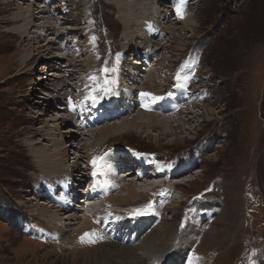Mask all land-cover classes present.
<instances>
[{"label": "rangeland", "instance_id": "1", "mask_svg": "<svg viewBox=\"0 0 264 264\" xmlns=\"http://www.w3.org/2000/svg\"><path fill=\"white\" fill-rule=\"evenodd\" d=\"M97 1L0 0V264H86L85 255L90 254L94 257L97 251L95 249L99 248L96 242V244L80 242L81 237L78 234H70V237L62 236V238L67 243H73L72 245L79 243L80 251H69L68 247H60L58 243L60 238L56 233H50L52 230L46 217L32 214L31 204L38 201L35 198L40 199V204L47 202L43 198L45 194L38 195L32 191L34 190L31 186L33 157L25 144L32 131L51 130L57 117L70 116L69 111H63L67 107L65 102H68V99H62L65 102L61 100L63 93H71L70 98L73 103L78 102L73 100V94L78 98L83 94L88 95L92 81L81 77L88 67L90 76L102 75L101 68L115 69L118 60H121L120 50L123 46L126 48L124 36L130 33V23L120 16L117 5L111 2H115L114 0H102V3L101 0ZM134 1L138 0H132ZM142 1L143 5L147 2L153 3V0ZM186 1L191 11L188 13V18L185 17L188 26L184 23L182 26L180 18L172 10L169 12L171 16L169 21L153 24L154 30L160 31V28L166 27L169 33L163 41H159L161 44L158 45L159 51L153 58L150 57L149 61L160 62L158 65L160 67L169 64L173 66L168 80L161 79L163 81L158 87L162 91L168 88L169 91L166 93H175L177 90L181 92L182 89L175 86L176 73L180 71L181 76L191 78L194 74L189 70L200 63L198 67L203 74L198 75V78L193 76L188 90L193 92L195 88L197 89L194 92L196 95L191 99L192 113H186L174 123H165L164 127H159L160 132H153L147 129L152 126L148 124L149 122H144L142 125L141 119H147L142 114H137L140 119L135 125H129L128 120L133 117L129 118V115L126 117L125 114L123 117L126 118H121L119 110H123L122 106L106 105L114 95L105 97L95 105L80 98L82 102H78V105L89 106L84 112L88 117L91 115L92 119L96 115L101 119L118 115L120 121H112L108 124L119 122L122 127L127 125L122 130L114 132L119 133L115 135L117 137L125 135L121 140H116L114 143L112 138L115 136L107 137L108 142L104 148L108 146L110 140L113 143L101 157L117 150L131 155L139 152L145 156L138 158L149 161L154 156L162 165H169L177 164L179 159H183L180 162L184 163V159L191 158L192 155L193 160L196 161L201 144H210L209 149L201 157L202 162L193 163V169L184 173L183 178H175L177 175L169 182L170 190L176 192L181 199L179 207L174 203L168 205L167 199L164 200L161 195L156 196V193L141 199L142 201L138 199V209H143L149 202L152 203V209L146 214L155 220L152 225H149L150 222L147 223L144 237L139 236L140 239L131 245L137 246L153 230V226L161 222L156 215H163V220L167 221L166 226L180 230L179 226L186 221L188 224L186 230L191 227L199 233H196L197 238H191L192 240L188 232L183 235L184 239L175 237L174 240H170V246L164 252L169 253L165 260L172 258L177 260L178 264H189L190 259L199 257L195 264H249L251 260H255L256 264H264V0ZM74 2L77 9L80 5L84 7L85 12L82 16L85 24L69 22L71 14L69 9ZM176 3L177 0H156L154 5L157 8L152 10L148 21H152L155 15L159 18L163 17L162 10L171 9V5L176 6ZM16 4L35 10L36 17L28 18L30 23L33 22L29 34L34 39L37 36L39 38V43H34V47L24 43L23 35L9 32L11 28H20L21 25L4 23L6 18L16 12L14 11V8H17ZM42 8H47L49 11L38 13ZM52 14L56 15L54 20L57 18L60 20L59 25L58 28L47 32L49 25L47 21H51ZM39 16L46 18L42 19ZM176 19L179 21L177 22ZM168 22L173 24L169 26ZM51 38L56 40V44ZM150 38L155 41L159 37L156 38L150 33ZM167 39H170V42H167ZM47 43L49 45H46ZM37 44L43 48L35 49L38 47ZM162 44H166L168 49H161ZM127 46L129 51L132 49L134 52L137 49L140 52L139 56L132 53L128 65H137V62L132 63L134 57L137 61L146 58V54L142 56L144 46L136 47L133 40L127 43ZM47 48L49 50H46ZM28 52L30 57L27 58L32 56L29 60L25 56ZM25 59L28 62L23 65ZM147 64L145 61L139 63L136 67L127 70V74L131 76L133 70L140 66L142 69L137 72L142 76H138L137 79L140 77L144 82L143 76L149 69ZM121 65L126 67V62ZM122 67L117 71L118 73L123 74ZM184 70L188 72L182 75ZM115 75L116 71L111 72L108 78L116 81ZM84 82H88V88ZM62 85L66 86L64 90L59 89ZM137 85L141 88L143 84ZM111 87L115 92L114 86ZM57 93L60 96L54 99ZM117 99L128 101L121 94H118ZM173 100H177V97ZM79 111L76 110V113L79 114ZM88 117L86 116V121ZM122 119L126 123H123ZM60 129L54 131L62 141L59 149L61 153L67 152L71 163L76 158L78 149L83 144L91 143L95 138V136L86 138L79 134L80 128L75 124L62 123ZM65 130L68 132H63ZM217 132L220 134L219 139L212 141ZM158 139H161L160 142ZM95 140H99V144H102L100 139ZM168 141L169 144H166ZM73 142L77 143L78 147L75 148ZM48 143L46 141L45 145L49 146ZM65 143H68L66 147ZM80 164L84 167L87 165V160L85 158L80 160ZM128 169H131L130 165L121 169V173L117 174L118 178L126 176L123 172ZM133 179L137 177L134 176ZM173 179L179 185L176 188H172ZM89 180L90 178L87 177L83 183L78 184L77 180L74 182L73 187L77 188L76 194L78 192L77 199L74 198L76 206L74 209L62 211L60 216L67 215L69 211H79L78 215H84L85 211L79 205L86 207L89 204L82 193L89 189L91 183ZM58 192H60L59 187L53 191L54 195L46 193L50 195L51 202H55ZM122 194L126 195L127 191H122ZM71 195L74 197L73 194ZM81 199H83L81 202H77ZM50 205L45 207L48 206L49 209ZM129 207L122 206L121 210L126 209L122 211L129 212ZM121 210L116 214L120 215ZM175 212L178 216L177 220L174 218ZM94 217V225L97 228L92 232L97 235L92 239L96 241L98 237H102L98 230H103L104 227L102 223H96L95 219L97 220L98 216ZM52 220L58 224L60 222L58 219ZM141 223L142 221L138 222V227ZM124 224L129 225L127 220ZM70 225L69 229L72 228V231L77 228L74 222ZM123 228L120 232L126 230ZM185 232L182 228L181 233ZM122 235L123 243H127L130 237H137L133 232L132 235L130 232L127 236ZM178 251L179 254L176 253ZM74 252L82 255H73ZM161 260L164 261V257Z\"/></svg>", "mask_w": 264, "mask_h": 264}, {"label": "bare ground", "instance_id": "2", "mask_svg": "<svg viewBox=\"0 0 264 264\" xmlns=\"http://www.w3.org/2000/svg\"><path fill=\"white\" fill-rule=\"evenodd\" d=\"M14 1H17V0H14ZM114 1L115 2L111 1L112 4H114L115 6L117 5L116 7L120 12V16L130 23V26L129 25L128 26L130 27L131 30H130V33L128 36H124V38H125L124 44H126V48L123 46L122 49L120 50L121 54L119 57H122V58H121V60H118L116 66H115V69H116V75L115 76H117V77H116V81L113 84V86L115 88L116 94L114 95V98L110 99L106 105H112L113 106L115 104H118L119 106H122L123 110H119V112H120L119 115L121 116V118L123 116H125V114H126V117H127V115H129V118L133 117L132 119L128 120L129 125H135L137 123V121L140 119V118H138L137 114H142L143 116H145L147 118L146 120L141 119L142 125L144 122H149L148 124H150L152 126H149L147 129H149L153 132L154 131L160 132L161 130H159V127H161V128L164 127L166 125L165 123H167V122L174 123V122L180 120V118L183 117L186 113H192L193 112L192 108H191V106L193 105L192 104L193 102L191 99H192V97H194V95H196V94H194V92L197 91V89L195 88L193 90V92L188 91V90L190 89L191 79H193V76L198 78L197 77L198 75L203 74V72H201L199 70V67H198L200 65V63H199V65L195 66V68L192 67L191 70H189V71H193L194 75H192L191 78L189 76H187L188 77L187 86L185 89H182L181 92L177 90L175 93H171V95H168L169 92L166 93L167 91H169V90H167L168 88L165 89V91H162L160 88H158L160 82L163 81L161 79L166 78L168 80V78H169L168 75H170V73L173 69V66L171 64H169L168 66L162 65L160 67V66H158L160 64V62L153 63V61H149V59H150V57L153 58L155 53L157 51H159L158 45H161L159 41H161V40L163 41V39L166 38L165 36L167 33H169V29L165 27L162 29L160 28L159 29L160 31H156L153 29V24L155 22L156 23L159 22V24H160L163 21H169L170 17H171L169 12L171 10L173 12H175L178 15V17L180 18L179 14L177 13L176 6L173 4V5H171V9L168 8V9L162 10L164 12L163 17L159 18L158 16L155 15V17L152 18V21L149 22L148 16L152 15V10L154 11V8H155L154 4H156V0H153V3L147 2L146 5L142 4L143 3L142 0H140V3H138L139 0L137 2L136 1L132 2V0H114ZM82 2H84V0H82ZM101 3H102V0H101ZM20 4L19 5L16 4L17 8H14V11H16V12H13L10 17L6 18L4 20V23L6 22V23H10V24L12 23L14 25H17V24L21 25L20 28H16V27L11 28L9 30V32L10 31L14 32V34L17 32V33L23 35V40L25 41L24 43L29 44V45H33V47H34L36 42L39 43V41H38L39 38L37 36L36 39H34L33 36L29 34V30L31 29L33 22L30 23V20H28V18L30 19V17L34 16L35 10L32 8L26 9L24 7H21ZM103 4H105V2ZM186 6H187V8H186ZM186 6L184 8V15H183L184 17L182 19L180 18V23H182V26L184 24H185V26L186 25L188 26V22H187L186 18H188V13L191 12L188 9V1H186ZM43 7H45V5ZM89 10H90V8H89ZM47 11H49L47 8H42V9H40V11L38 13H44ZM69 11H71L69 22H71V23L82 22L85 24L84 19H83V16H84L83 14L85 12V9L82 5H80V8L78 7V9H77L76 2H74L72 4V7L69 9ZM25 13H28V15H25ZM95 14H96V12H95ZM34 17H36V16H34ZM39 17L42 19L46 18L43 16H39ZM47 19H46V21H47ZM54 19H56V15L52 14V16L50 17L51 21L50 22L47 21V23L49 24L47 26L48 27L47 32H50L49 30L56 29V27L58 28L60 20H58V18H57V20H54ZM172 19H174V18L172 17ZM183 20H184V22H183ZM176 21H177V19H176ZM168 24H169V26H171V24H173V23L168 22ZM156 29H157V27H156ZM148 32H150L154 37L156 36V38L157 37H159V38H157V40H155V41H154V39L152 40L150 38V33L148 34ZM141 33L143 35H141ZM54 34H56V33H54ZM57 37H58V34H57ZM59 37H61V35ZM171 38L172 37H170V39ZM52 39L53 38H51V40ZM127 39H129L128 42H127ZM170 39H167V42H170L169 41ZM51 40H49V42H51ZM131 40H133V42L136 44V47L144 46V48H143L144 51L142 50L143 51L142 56H144V54H146V58L140 59L139 61L136 60L137 59L136 57H134V59H132V63L137 62L136 63L137 65L139 63L144 62V61L146 63H148L147 65L149 66V69L147 71V74L143 76L145 78L144 82L142 81V78H140V77L137 79L138 76H142V74L140 75V73L137 72V70L140 71V69H142L140 66H138L137 68H135V70H133V72H132L133 74L131 76L127 74V70H130L133 67L137 66V65H128V61L131 59L130 56L132 55V53H133V55L139 56V53H140L137 49L134 52L132 51V49H131L132 52L129 51L130 49H128L127 43H129ZM52 42H54L56 44V40L55 41L52 40ZM46 45H49V43H47ZM31 48H32V46H31ZM41 48H43V46L38 45V47L35 49L41 50ZM59 48H61V47H59ZM161 49L167 50L168 49L167 45L162 44ZM46 50H49V49L47 48ZM97 50H99V49H97ZM29 54H30L29 52L26 53V55H25L26 58L28 56L30 57ZM126 55L128 57H125ZM56 56L57 55H53V57H56ZM58 57L59 56H57L56 58H58ZM61 57L63 58L64 56H61ZM31 58H32V56H31ZM31 58H29V59H31ZM27 59L23 60L24 61V63H22L23 65H25L28 62ZM201 61L202 60H200V62ZM124 62H126V67L124 65L122 67V65H121ZM86 65H87V63H86ZM87 67H88V65H87ZM120 67L123 68L122 69L123 74L117 72L118 70H120ZM187 72L188 71L184 70L183 71L184 74H182V75H185ZM110 75H111V73H110ZM81 77L88 80V78L90 77L89 67L85 70V72L82 74ZM182 77H185V76H182ZM131 81H132V84H135L134 86H131L132 84L129 85V83ZM139 83H140V85L143 84L141 88L138 85L136 86V84H139ZM84 84L86 85V88H88V82H86V83L84 82ZM64 88H66V86L62 85V87L59 89L64 90ZM171 88L172 87L170 86V89ZM60 90H58V92H60ZM118 92H121V93H118ZM141 92H150L155 96L163 97V99L158 100L155 103H151V104H149L148 108H145L143 105L145 103H147V101L140 97L139 94ZM118 94H121L122 97H126L128 101H123V99L122 100L117 99ZM136 94H138L137 98H136ZM58 96H60L59 93H57L54 96V99H57ZM72 96H73L74 101L82 102V100L80 98H82L84 100V97L87 95L83 94V95H81L80 98H78V96L74 95V94ZM70 97H71V93L65 92L62 94V98H61V100L62 99H65V100L68 99V102H65L62 100L63 102H65V104H67V107H65L63 109V111L64 112L69 111L70 116H68V117H65V116L57 117L54 128L51 130L44 129L41 131H34V132L32 131V133L30 135H28V137H27L28 140L25 143L27 145V147H29L30 155H32V157H33V162L31 165V172H32L31 174L33 176L31 180H33V182L31 183V186H33L32 188L34 190H32V191H35V193H38V195L45 194L43 196V198H45L44 199L45 202H47L45 204L48 206H49V204H51L49 209H48V206L45 207L46 206L45 204H43V203L40 204V202H39L40 199L35 198V196H34V198L36 200H38L37 201L38 204H37V202L35 204L34 203L31 204V208H32L31 211H33L32 214L42 216L43 218L46 217V221L49 222V228H51V230H52L50 233H53V232L56 233L60 238V240L58 242V243H60V247H65V248L68 247L69 251H80L81 250L79 247L80 244L74 243L75 245H72L73 243L72 244L67 243L66 240H64L62 238V236L70 237V234H78L80 237H82L84 235V233L92 232V230L94 228H97V226L94 225V219L93 218H95L94 216H96V217L98 216L97 217L98 219L97 220L95 219V221H97L96 223H98V222L102 223L104 229L103 230L101 229L98 231L101 234V236L104 238H101V237L97 238L96 243L99 246V248L95 249L97 251H96V254L94 257H92L90 254L85 255V256H87L86 257L87 258L86 264H100V263H104V264H114V263L115 264H147L146 262H148V264H178L177 260L172 259V258L165 260L166 258H168L169 253L168 252L164 253V252L169 248L170 242L172 240H174L175 237L183 238V235H185L187 232H188V235L190 234V236H191L190 239L191 238L192 239L197 238L196 233L197 234H199V233L196 232V230L192 229L191 227L186 230V226H188V224H186V221H183V224H182L183 227L179 226L180 230H178V228L175 229L173 226H166L167 221L163 220V218H164L163 215L157 216L155 214L156 217L159 218L161 222L159 224H156L155 227L153 226V230L149 234H147L146 237L144 239H142L137 246L131 245V244H135L140 239L139 236L142 235L141 237H144L143 235H144V231L146 229L147 223L150 222L149 225H152L154 223V220H155L154 218H151L147 214L138 215V216L133 215V211L135 209L139 208L138 207L139 206L138 205V199L141 200L143 198H148L149 196L153 195L154 193H156V196H158V195L163 196L164 200L166 198L168 205L174 203V204H177L176 206H178V204L181 202V199L176 194V192L170 190V188H169L170 180L172 178H174V176H177V175L178 176L175 178L181 179V178H183L184 173H186L188 171L191 172V170L194 167L193 163L202 162L201 157H203V155L209 149L210 144L209 143L206 145L201 144L200 150L198 151L197 157L195 158L196 161L193 160L194 156L192 155L191 158L184 159V163L180 162V160H183V159H179L177 164L176 163L170 164L171 168L163 167L161 170H158L157 166L155 164L149 163L146 159L138 158L135 155H131V154L126 153V152H121L119 150H117L116 152H111L109 155L103 156L104 161H106L111 166L110 173L107 175V177H97L96 179H99L102 181L103 179L107 178L108 180L111 181V184L114 186H110L106 189L101 188V187H95L94 188V184L96 181L94 180V178L92 176L93 169H92L91 161L93 158L101 157V155L107 149H110L109 145L111 143H113V142L115 143L116 140H119V139L121 140V138L125 136V135H123V136L117 137L115 135H117L119 133H114V132H116L118 130L119 131L122 130L126 124L124 125V127H122L120 124H118L119 122H114V123L108 124L109 122H112V121H120L117 118L118 115H117V117H106L104 119L103 118L101 119L100 116L96 115L95 117H93L94 119H92L91 115H89V117H88V115H86V113L84 112V109H87L89 106L87 107V105H85V104L79 106L78 102L73 103L72 101H71L72 104H70L69 103ZM174 97H177V100H173ZM134 98H136V100ZM48 102H50V101H48ZM73 105H75V110H73V107H72ZM127 108H129L130 110H128ZM76 110H80L79 114L76 113ZM89 110H91V109H89ZM182 111H184V112H182ZM143 112H144V114H143ZM177 114L179 116H177ZM92 115H93V113H92ZM86 116L88 117L87 121H86ZM124 119H122L123 123H126V121ZM62 123L65 125L75 124L78 128H80L81 133H79V134L84 135L86 138H87V136H90V137L95 136V138L92 140L91 143L83 144L78 149V153L76 155V158L72 161V163L70 162V157L66 151H64V152L62 151L63 154L61 153L59 146H60L62 141L57 137V134L54 132L56 129H58V128L60 129ZM103 123H105V124H103ZM101 125H104V126H101ZM180 129H181V127H180ZM73 130H71V131H73ZM96 130H98V132ZM63 132L66 133V132H68V130H65ZM96 132H97V134H96ZM135 132H137V131H135ZM61 135H63V134L61 133ZM109 135L115 136L112 138L114 140H113V142H112V140H110L108 143V146L106 148H104L105 144L108 142L106 139ZM219 135H220L219 132H217V134L212 139V141H214L215 139H219ZM38 136H40V137L38 138ZM148 137H150V135H148ZM97 138L100 139V142L102 144H99V142H98L99 140H97V141L95 140ZM175 139H177V137H175ZM160 140L161 139H158L159 142H160ZM172 140H174V139H172ZM46 141L49 142L48 143L49 146L45 145ZM75 142H73V143H74L75 148H76V147H78V145ZM67 144L68 143H65V147ZM166 144H169V141ZM84 158L87 160V165H85L83 167L80 164V160H82ZM126 165L127 166L130 165L131 169H128V171L123 172L124 173L123 175H126V176L122 177L123 175H121L122 178H118L117 174L121 173L120 172L121 169H124V167H127ZM134 176H136L137 179H133ZM179 176H181V177H179ZM87 177H89L90 178L89 181H91V183L89 185L90 187H89V189L82 191V193H83V197L87 198L86 201H87V203L89 202V204L86 207L79 205V207L83 211H85L84 215L82 213H81L82 216L78 215L79 211H72L73 213L69 211V213H67V215L60 216V215H62V211L68 210V209H74V207L76 206V204H74V198L77 199L78 192L76 194L77 188L75 187V189H74V187H73L74 182L77 180L78 184L83 183L87 179ZM29 178H31V177H29ZM173 181H174L173 184L171 183L172 188H176L177 186H179L177 181H175V179H173ZM179 183H182V182L179 181ZM58 187H59L60 192H58L59 194L56 195L55 200H54L55 202L53 203L50 200L49 194L54 195L53 191ZM157 189H158V191L155 192ZM70 191H72V192H70ZM122 191H127V194L126 195L122 194ZM46 193H49V194H46ZM71 194H73L74 197ZM84 194H85V196H84ZM100 194H102V195H100ZM68 195H70V196L68 197ZM82 200L83 199H81L77 202H81ZM42 205H44V206H42ZM127 205L130 206L129 212L122 211V210H126V209L121 210V207L127 206ZM36 206H38V208H36ZM80 208H79V210H80ZM171 209L173 210V208H171ZM37 210L43 211V212H38ZM119 210H121L120 215L116 214V212H118ZM75 214H77V215H75ZM174 215H175L174 218H176V220H177V217H178L177 213L175 212ZM49 217L51 219H47ZM52 219H58L60 221L59 224ZM147 219H150V220H147ZM125 220L128 221L129 225L124 224ZM139 221L140 222L142 221V223L139 224V227H138ZM71 222H74V224L77 225V228H75L74 231H72V228L69 229V226H71L70 225ZM54 223H56V224H54ZM133 225H134V227H132ZM122 227H124L126 229L125 231L130 232L131 235H132V232H133V234H137V237H134V236L130 237L129 240L127 241V243L121 242L123 240L122 234H124L125 236H127V234H128V232L125 233V231L120 232V230H122ZM182 228L184 229V231H186L184 234L181 233ZM140 232H143V233H140ZM100 234H98V235H100ZM190 239H187V240L189 241ZM173 245H171V246H173ZM133 246H135V247H133ZM215 250H217V247H215ZM74 253L75 254H73V255H79V254L82 255V253H78V252H74ZM157 253H163V254H157ZM176 253L179 254V251ZM163 257H164V261L161 260Z\"/></svg>", "mask_w": 264, "mask_h": 264}, {"label": "snow or ice", "instance_id": "3", "mask_svg": "<svg viewBox=\"0 0 264 264\" xmlns=\"http://www.w3.org/2000/svg\"><path fill=\"white\" fill-rule=\"evenodd\" d=\"M186 5V0H177L176 3V10L177 13L179 14L180 18H183L184 15V8ZM95 39V38H93ZM116 69H109L107 67L101 68L100 69V73L102 75H94V76H90L88 79L90 81H92V85L90 88V91L88 93L87 96L84 97L85 101H90L92 105H95L97 102H99L100 100H103L105 97L110 96V95H115L116 93L113 91L111 85H113L115 83V80L113 79H109V73L111 72H115ZM176 80H177V84L175 85L178 88L181 89H185L187 86V81H188V77H182L181 76V72L178 71L176 73ZM140 97L145 99L147 101V103H145L143 106L145 108L149 107V104L151 103H155L158 100L163 99V97H159V96H155L150 92H141ZM168 95H171V93H169ZM69 103L72 104L71 102V98L69 99ZM73 110H75V105L72 106ZM135 155L137 157H143L145 156V154L143 153H135ZM149 163L155 164L157 166L158 170H161L163 167H168L171 168V165H162L160 162L156 161L155 157L153 156L149 161ZM91 165H92V176L94 178V180L96 181L94 184V188L95 187H101V188H108L110 186H114L111 184V181L108 180L107 178L103 179L102 181L99 179H96L97 177H107V175L110 173L111 171V166L104 161L103 157H96L93 158L91 161ZM153 207L152 203L149 202L147 205L144 206L143 209H135L133 211V215H143L146 214V212L148 210H151ZM181 227H183V225H181ZM96 234L94 232H86L84 233V235L80 238L81 242H88V243H95L96 241L92 239L93 236H95ZM102 238V237H101ZM199 259V257H193L192 259H190L189 264H195V261H197ZM249 264H256L255 260H251L249 262Z\"/></svg>", "mask_w": 264, "mask_h": 264}]
</instances>
